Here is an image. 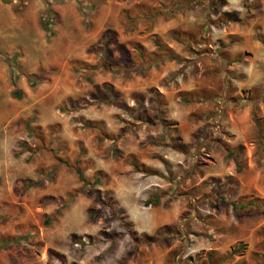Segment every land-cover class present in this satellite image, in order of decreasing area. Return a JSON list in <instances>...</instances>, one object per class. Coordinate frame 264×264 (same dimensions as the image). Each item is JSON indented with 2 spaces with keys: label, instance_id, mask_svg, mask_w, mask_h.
<instances>
[{
  "label": "rangeland",
  "instance_id": "1",
  "mask_svg": "<svg viewBox=\"0 0 264 264\" xmlns=\"http://www.w3.org/2000/svg\"><path fill=\"white\" fill-rule=\"evenodd\" d=\"M121 1L101 11L100 0H0V239L17 240L0 247V264H264V0H206L239 9L216 21H247L245 42L234 39L246 63L238 54L225 72L219 58L204 60L197 84H216V140L180 164L146 147L156 167L143 174L128 153L137 140L120 151L95 119L116 60L100 52L101 13ZM193 38L190 51L204 48ZM228 136L236 143L220 146Z\"/></svg>",
  "mask_w": 264,
  "mask_h": 264
},
{
  "label": "crops",
  "instance_id": "2",
  "mask_svg": "<svg viewBox=\"0 0 264 264\" xmlns=\"http://www.w3.org/2000/svg\"><path fill=\"white\" fill-rule=\"evenodd\" d=\"M105 3L106 0H100L101 11ZM150 8L159 10V14L143 19L140 10ZM253 8L250 5L246 9ZM236 10L239 9L231 2L212 5L206 0H122L114 15L104 10L101 13V41L106 37L104 32L112 28L116 31L114 41L111 40L105 48L108 56L117 59L121 53L129 51L136 55V63L119 70H105L103 82L110 85L112 92L109 97L101 99L100 107L105 109L99 118H95L98 120V132L105 134L107 139L118 140L121 146L117 149L120 151L125 138L137 140L136 147H133L136 150L128 153L136 155L147 169L156 166L152 160L144 158L146 147L147 156L156 155L161 162L167 156L166 152L162 154L159 150L168 148L178 156L176 164H180L179 156L189 154L188 151L197 153L203 140H216V118H221L222 111L219 106L216 109V84L212 81L209 84L197 83L202 81L201 76H205L202 67L206 66L203 62L208 58H219L225 72L236 67L226 65L235 63L233 58L241 56L242 62H236L246 63L245 54L248 52L244 47H237L238 42L234 39L242 38L245 42L242 33H247V21H216V11H224L223 16L229 17V13ZM128 14L135 20L130 21ZM186 37L201 39L200 45L204 48L190 51ZM216 37L226 39L227 44L218 48ZM222 50H228L229 54ZM206 72L210 74L207 77L216 74L215 70ZM233 73H230V80L227 77L224 90L230 89L229 81L237 78ZM188 140H194V143L190 144ZM217 141L220 146L229 145V141L231 145L236 143V139L230 136L228 139L218 137ZM149 146L157 149L151 147V152ZM218 153L228 155L223 147ZM176 176L180 177V173Z\"/></svg>",
  "mask_w": 264,
  "mask_h": 264
},
{
  "label": "trees",
  "instance_id": "3",
  "mask_svg": "<svg viewBox=\"0 0 264 264\" xmlns=\"http://www.w3.org/2000/svg\"><path fill=\"white\" fill-rule=\"evenodd\" d=\"M211 4L213 5V2H211ZM92 6H94V5L92 4ZM140 12H141V17L143 19H147L148 16H149V18H152L154 16L156 17L159 14V10H157L155 8H150V9H146V10H140ZM126 13H129V12L127 11ZM45 14L46 15L50 14V9L49 8H47ZM130 15L131 14H128V18L130 19V21H134L135 18L133 16H130ZM41 27L44 30L50 31V28L48 27L47 23H43V24L41 23ZM104 35L106 37L104 38V40L101 41V44H102L104 49L101 48L100 52H102V54H104L108 58L109 56H108V53L106 52L105 48H108L109 43L111 42V40L114 41L115 38H114V34L112 32H110V30L108 32H104ZM155 41L158 43V40H155ZM134 57H136V55H134L132 52L131 53L129 51L123 52L115 60V64H114V66H112V68L119 70V69L123 68V66L124 67L125 66H129L131 63L135 64L136 62L134 63V61H135ZM13 95L19 98V97L22 96V93H21L20 90L14 89ZM132 166H133L134 169L138 170L137 168H135V167H137V164H136L135 160H134V162H132ZM138 168H141V170L147 171V168L144 165H141ZM74 170L76 171V173L78 175V178L81 181H83L84 180V175H83V171L81 170V168L79 166H75ZM105 193L111 195V192L109 190H105ZM16 241H17L16 239H14V240L6 239V238L5 239H0V247L6 246L9 243H14ZM233 251H235V250L232 249L230 253H233Z\"/></svg>",
  "mask_w": 264,
  "mask_h": 264
}]
</instances>
